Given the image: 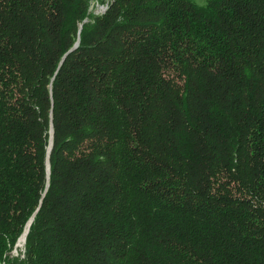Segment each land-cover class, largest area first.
<instances>
[{
  "label": "trees",
  "instance_id": "16d2710c",
  "mask_svg": "<svg viewBox=\"0 0 264 264\" xmlns=\"http://www.w3.org/2000/svg\"><path fill=\"white\" fill-rule=\"evenodd\" d=\"M93 1L0 0V264H264V0Z\"/></svg>",
  "mask_w": 264,
  "mask_h": 264
},
{
  "label": "rangeland",
  "instance_id": "374dc122",
  "mask_svg": "<svg viewBox=\"0 0 264 264\" xmlns=\"http://www.w3.org/2000/svg\"><path fill=\"white\" fill-rule=\"evenodd\" d=\"M194 4H196L199 7H203L205 6L209 1H213V0H191ZM92 10L96 13V14H100L103 13V8L100 6H97V2H95V0L92 2ZM22 238V237H21ZM20 238V239H21ZM20 241V240H19ZM24 241V240H22ZM19 243V242H18ZM17 243V245H18ZM17 245L14 249V251L12 252V256L17 258V257H23L25 254V247L23 248L22 251H17Z\"/></svg>",
  "mask_w": 264,
  "mask_h": 264
},
{
  "label": "water",
  "instance_id": "95a60500",
  "mask_svg": "<svg viewBox=\"0 0 264 264\" xmlns=\"http://www.w3.org/2000/svg\"><path fill=\"white\" fill-rule=\"evenodd\" d=\"M77 46H78V44L76 45V48H77ZM51 149H52V145H51L50 148H49V155H50ZM49 155H48V158H49ZM48 165H49V162H48ZM33 221H34V217L30 220L29 223L32 224ZM30 226H31V225H30ZM29 230H30V229H29ZM29 230H28V232H29ZM27 235H28V233H27Z\"/></svg>",
  "mask_w": 264,
  "mask_h": 264
},
{
  "label": "bare ground",
  "instance_id": "6f19581e",
  "mask_svg": "<svg viewBox=\"0 0 264 264\" xmlns=\"http://www.w3.org/2000/svg\"><path fill=\"white\" fill-rule=\"evenodd\" d=\"M30 225L26 228V233L23 235V237L20 240H25L26 239V235L28 233V230L30 229Z\"/></svg>",
  "mask_w": 264,
  "mask_h": 264
}]
</instances>
